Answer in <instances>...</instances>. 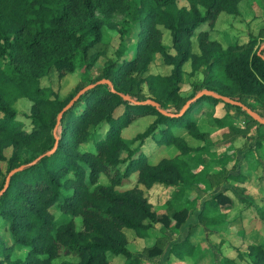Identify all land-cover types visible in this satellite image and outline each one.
Returning <instances> with one entry per match:
<instances>
[{
  "label": "trees",
  "instance_id": "16d2710c",
  "mask_svg": "<svg viewBox=\"0 0 264 264\" xmlns=\"http://www.w3.org/2000/svg\"><path fill=\"white\" fill-rule=\"evenodd\" d=\"M259 1L263 7L264 0ZM187 2L188 6L178 7L176 0H0V160L8 163L7 172L22 165L11 174L0 194V227L7 226L13 239L12 244H6L0 236V264H52V259L59 256L75 258L59 264H117L109 255L136 258L126 246L124 227L144 236L152 222L169 226L173 219L179 227L186 218V207L157 213L137 184L116 190V185L123 184L134 172L137 183L145 186L157 182L192 185L195 172L179 154L152 163L141 145L149 137L158 145H176L181 154L197 151L202 146L189 145L182 131L206 142V132L199 130L192 118L206 100L221 101L251 118L240 106L208 94L190 100L202 88L240 100L258 113V106L264 108V39L256 42L251 37L223 48L207 40V31L201 30L200 53L191 52L194 31L203 24H213L221 11L238 13L241 0ZM115 14L122 15L116 25L117 58L106 57L99 74L92 75L93 65L104 54L99 47L101 25ZM136 22L141 30L133 42L134 52L128 56L124 53L128 49L125 39ZM158 24L170 30L174 53L161 42ZM155 53L173 64L170 74L144 75ZM188 59L191 73H203L204 85L182 95L179 82L182 65ZM51 69L62 75L79 71L86 75L87 83L78 85L63 99L51 97L49 89L39 84V78ZM102 78L109 83L99 82ZM144 82L148 94L142 91ZM90 83L92 86L62 113L54 132L60 110ZM20 96L32 102L29 130L22 128L12 107ZM147 98L158 104L146 102ZM187 100L183 113L177 114ZM119 107L122 110L118 111ZM148 114L155 118L133 136L132 141L139 144L131 148L121 129ZM258 139V143L264 142V136ZM88 142L92 149H78L79 144ZM7 145L12 146L9 157L2 151ZM100 174L108 183L98 182ZM212 197L219 202L227 199L221 193ZM52 206H59L62 222L54 219ZM76 216L81 217L80 229L75 228ZM17 244L26 246L28 252L25 258L12 260L10 252ZM192 246L183 239L173 242L170 251L180 258L192 253ZM161 251L156 245L147 247L148 255ZM248 256L253 264H264L263 243L251 246ZM221 264L238 263L224 257Z\"/></svg>",
  "mask_w": 264,
  "mask_h": 264
},
{
  "label": "rangeland",
  "instance_id": "374dc122",
  "mask_svg": "<svg viewBox=\"0 0 264 264\" xmlns=\"http://www.w3.org/2000/svg\"><path fill=\"white\" fill-rule=\"evenodd\" d=\"M176 3L178 7L188 6L187 0H176ZM261 4L263 3L259 0H241L238 13L220 12L213 24H203L190 36L191 52L200 53L198 33L201 30L207 31V40L216 41L223 48L244 43L251 37H255L256 42L264 39V6L262 7ZM200 10L204 12L201 6ZM256 13L260 14L257 18ZM121 19V14H115L101 25L99 47L104 50V54L100 55L93 65L92 75L99 74L106 57L112 60L117 58L115 51L119 44V33L116 25ZM157 26L160 29L161 42L174 53V48L170 46L172 42L170 30L161 24ZM140 30L141 25L136 22L131 34L125 39L128 49L124 53L128 56H132L134 52L133 42L137 40V33ZM172 68L173 64L166 63L159 53H155L144 75L170 74ZM191 70L188 59L182 65V77L179 82V92L182 95H189L204 85L203 73L199 70L191 73ZM85 83H87L86 75L79 71L62 75L57 70L51 69L39 78L40 86L49 89L50 96L58 99L65 98L78 85ZM142 89L148 94L146 82L143 83ZM31 104L32 102L24 96L12 102L16 117L22 121L24 130H29L31 127L29 119ZM120 110L121 107L118 108V111ZM258 110L259 114L264 116V108L258 106ZM153 117L150 114L140 116L121 129L123 139L131 148L139 144L138 140L132 141L133 136L143 131ZM192 118L199 130L206 132V142L203 139H195L184 130L182 132L189 145L202 146L197 151L181 154L176 145H158L149 137L141 145V150L148 155V160L152 163H156L162 157H172L176 154L185 159L191 170L195 172L190 187L168 186L158 182L145 186L137 183L135 172L123 184L115 187L116 190H124L137 184L157 213H170L184 207L188 208V214L179 227L175 226L173 219L169 226L152 222L144 236L136 234L132 228L124 227L123 232L131 234L129 247L136 256V258H126L124 264H221L224 257L233 258L238 264H253L251 257L248 256L250 247L261 242L264 246V142H257L260 135L264 136L263 124L257 126L256 122L251 120L252 117L239 114L234 108L221 101L210 100L201 103L192 114ZM90 146V142L81 143L78 149L83 151ZM2 151L6 157H9L12 146L7 145ZM7 166L5 160H0V181L3 175L7 174ZM98 182L108 183V180L100 174ZM214 193L224 194L227 199L219 202L212 197ZM51 210L57 222L64 220L59 206H52ZM207 218L211 220L208 221ZM74 220L75 228L80 229L81 217L76 216ZM1 224L3 218L0 215ZM0 236L6 244H12L13 239L7 226L0 227ZM183 239L187 245H193L192 253L176 258L170 251V246L173 242ZM127 244L128 240L126 246ZM152 245L159 246L162 251L148 255L147 247ZM27 252L26 246L14 245L10 259H23ZM63 259L75 258L59 256L52 259V264H59ZM109 259L112 261V255H109Z\"/></svg>",
  "mask_w": 264,
  "mask_h": 264
},
{
  "label": "water",
  "instance_id": "95a60500",
  "mask_svg": "<svg viewBox=\"0 0 264 264\" xmlns=\"http://www.w3.org/2000/svg\"><path fill=\"white\" fill-rule=\"evenodd\" d=\"M99 82H108L109 83V80L108 79H105V78H102L99 80ZM89 86H92V84H87L85 86H83L72 98H70V100L63 106L62 110H60V112L58 113L57 115V122L54 126V129L53 131L55 132L56 131V128H57V125L60 121V118H61V115L62 113L70 106L73 104V102L75 101V99L79 96L80 93H82L87 87ZM202 94H208V95H211L213 97H216V98H220L222 99L223 101L225 102H229L231 104H235V105H238L240 106L242 109H244L246 111L247 114H249L252 118H254L256 121H258L259 123L261 124H264V116H261L258 112H256L255 110H253L252 108H250L249 106H247L246 104H244L242 101L240 100H236V99H233L227 95H224V94H221V93H218L214 90H211V89H208V88H202L201 90L197 91L195 93V95L190 99H195L199 96H201ZM125 98H129L128 95H123ZM190 100H187V102L181 107V109L179 110V112L177 114H182L184 109L186 108L188 102ZM146 102H149V103H152L154 105H157L158 103L153 100V99H150V98H147L145 100ZM160 111L162 112H165L163 109H160ZM169 113V112H167ZM55 148V145L49 150V151H52L53 149ZM22 168V165H19L18 167H14L12 168L11 170H9L6 174V177H5V182H4V185L3 187L0 189V194L6 189L7 187V183H8V180L11 176V174L16 171L17 169H20Z\"/></svg>",
  "mask_w": 264,
  "mask_h": 264
},
{
  "label": "crops",
  "instance_id": "0c3cea01",
  "mask_svg": "<svg viewBox=\"0 0 264 264\" xmlns=\"http://www.w3.org/2000/svg\"><path fill=\"white\" fill-rule=\"evenodd\" d=\"M222 12V11H221ZM220 13V12H219ZM218 13V14H219ZM257 14V13H256ZM258 15H260V14H257V16H255L256 18L258 17ZM219 25V24H218ZM216 27V26H215ZM218 32H219V30H217ZM214 33H215V30H214ZM220 33V32H219ZM223 35H225V33H224V31H223ZM218 36L220 37V34H218ZM149 115V114H148ZM151 115V114H150ZM152 116H154V115H152ZM155 118V116L150 120V121H152L153 119ZM186 139V138H185ZM148 144V143H147ZM133 174V173H132ZM131 174V175H132ZM130 175V176H131ZM135 179H136V174H135ZM189 189V188H188ZM186 199V198H185ZM202 212H203V210H202ZM124 233H125V235H126V237H127V240H128V244H127V247H128V249L130 250V251H133L130 247H129V245H131L130 244V242H129V240H130V235H128L127 234V232L126 231H124ZM133 253V252H132ZM134 254V253H133ZM113 257V259H112V262H114V263H117V264H121V263H123V261H125V257H123V256H121V255H114V256H112ZM151 262H153L152 260H151ZM176 263V262H175Z\"/></svg>",
  "mask_w": 264,
  "mask_h": 264
}]
</instances>
